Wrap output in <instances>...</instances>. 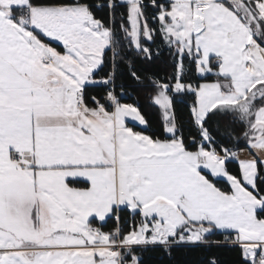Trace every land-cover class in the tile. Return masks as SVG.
I'll return each mask as SVG.
<instances>
[{
    "label": "snow or ice",
    "instance_id": "snow-or-ice-1",
    "mask_svg": "<svg viewBox=\"0 0 264 264\" xmlns=\"http://www.w3.org/2000/svg\"><path fill=\"white\" fill-rule=\"evenodd\" d=\"M161 56L170 72L138 74ZM125 69L155 129L122 102ZM214 117L243 126L231 146ZM262 153L264 0H0V264H143L216 233L264 264Z\"/></svg>",
    "mask_w": 264,
    "mask_h": 264
},
{
    "label": "trees",
    "instance_id": "trees-1",
    "mask_svg": "<svg viewBox=\"0 0 264 264\" xmlns=\"http://www.w3.org/2000/svg\"><path fill=\"white\" fill-rule=\"evenodd\" d=\"M119 10L122 11L123 9ZM149 11H151V9H149ZM97 15L105 16L106 10L98 12ZM135 65L138 74L142 78L153 75L163 76L171 71L166 56H161L152 61L137 59ZM121 81L125 86L122 101L134 103L152 125V129H155L160 121V109L152 100V96L154 95L152 89L150 87L139 86L136 81L128 76L126 69L124 75L121 77ZM190 101V96L175 100L178 115L181 120L185 121L181 131L186 141L190 136L195 135V130L186 122L188 115L187 105ZM217 121L219 122V129H217ZM209 126L213 131V135L224 144H229V141L223 139L226 131L234 129L235 135L237 136L243 131L242 125L231 124L227 117H214L213 120L209 122ZM137 128L144 131L143 127ZM147 134H151V129ZM229 146L231 145L229 144ZM241 149H246L243 142L240 144V150ZM227 167L231 172L235 173L238 170V162L232 160L228 163ZM220 186L222 188H227V185L223 182H221ZM124 215L127 216V213ZM114 226V222L108 220L104 225V230H109ZM125 230H127V225H125ZM206 239L208 241L206 244L178 247L173 250L171 256L161 252L157 248H150L143 254V264H208V261L212 259H215L217 264H239L238 252L235 248L226 244L217 245L215 243V241L222 240V236L219 233L209 235Z\"/></svg>",
    "mask_w": 264,
    "mask_h": 264
},
{
    "label": "rangeland",
    "instance_id": "rangeland-1",
    "mask_svg": "<svg viewBox=\"0 0 264 264\" xmlns=\"http://www.w3.org/2000/svg\"><path fill=\"white\" fill-rule=\"evenodd\" d=\"M122 102L123 103H131L134 106H136L132 102H127V101H122ZM128 123H129L130 127H134V130L142 131V130H140L139 128L136 127V122L132 121L131 119L128 120ZM140 127H143V126H140ZM259 156H260V159L264 160V153L259 154ZM251 158H253L251 152H249L247 149H241V150L238 151L237 158L236 159H233V160H236L238 162L239 160L251 159Z\"/></svg>",
    "mask_w": 264,
    "mask_h": 264
},
{
    "label": "built area",
    "instance_id": "built-area-1",
    "mask_svg": "<svg viewBox=\"0 0 264 264\" xmlns=\"http://www.w3.org/2000/svg\"><path fill=\"white\" fill-rule=\"evenodd\" d=\"M105 231H107V230H105Z\"/></svg>",
    "mask_w": 264,
    "mask_h": 264
},
{
    "label": "crops",
    "instance_id": "crops-1",
    "mask_svg": "<svg viewBox=\"0 0 264 264\" xmlns=\"http://www.w3.org/2000/svg\"><path fill=\"white\" fill-rule=\"evenodd\" d=\"M129 124V123H128ZM130 126V125H129Z\"/></svg>",
    "mask_w": 264,
    "mask_h": 264
}]
</instances>
